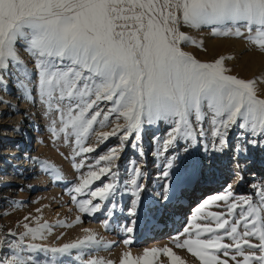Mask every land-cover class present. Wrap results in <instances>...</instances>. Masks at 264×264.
<instances>
[{
    "label": "snow or ice",
    "instance_id": "obj_1",
    "mask_svg": "<svg viewBox=\"0 0 264 264\" xmlns=\"http://www.w3.org/2000/svg\"><path fill=\"white\" fill-rule=\"evenodd\" d=\"M182 26L209 27L212 35L243 38L264 51V0H0V73H18L24 98L33 99L28 87L31 74L17 50L22 46L34 60L36 91L45 114H55L49 126L52 136L63 134L65 142L73 138L78 149L75 157L94 153L110 138L118 137L119 144L94 164L85 165L84 160L73 164L77 170H89L70 191L75 193L71 199L79 212L106 215L102 221L105 229L116 210H123L118 197L129 195L127 212L132 219L121 229L126 236L123 242L129 246L138 223L137 206L146 189L140 182L145 172L136 159H130L128 179L121 181L118 161L130 147L143 163L148 155L142 144L147 126L159 122L170 126L162 142H156L152 155L157 158L181 141L187 144L185 153L198 143L205 152L223 153L232 147L243 156L249 147H264V97L257 94L256 78L245 80L229 74L224 65L227 57L202 62L183 51L182 44L202 47L203 42L181 31ZM0 103L6 102L0 98ZM109 124L110 131H96ZM233 128L241 130L242 143L230 144ZM14 130L19 131V126ZM93 134L96 143L86 146ZM206 137H210L208 143H204ZM165 158L161 174L165 183L157 195L167 199L168 169L173 168L174 158ZM41 163L47 165L42 170L55 180L64 179L58 168ZM97 181L100 186L95 185ZM85 194L88 198H78ZM232 197L230 190L211 197L224 201L227 212L194 214L181 234L187 238H174L176 248L187 249L200 264H229L230 260L264 264V185L255 197L239 196L229 202ZM208 204L205 200L196 211ZM209 218L214 226L194 222ZM79 220L77 216L73 222ZM56 223L63 225L64 221ZM23 228L18 240L9 241L0 234V249L11 251L0 264H39L31 255L37 250L51 254L46 264H73V250H77L74 261L79 264H114L90 253L111 248L116 241L106 242L89 229H83L88 234L74 242L48 248L31 242L25 247L26 237L35 241L52 231L47 221L35 227L25 223ZM225 238L232 243H224ZM25 251L27 256L22 255ZM86 251L89 258L83 259ZM158 253L168 258V264H185L167 246L146 248L135 259L124 253L119 264H154Z\"/></svg>",
    "mask_w": 264,
    "mask_h": 264
},
{
    "label": "rangeland",
    "instance_id": "obj_2",
    "mask_svg": "<svg viewBox=\"0 0 264 264\" xmlns=\"http://www.w3.org/2000/svg\"><path fill=\"white\" fill-rule=\"evenodd\" d=\"M181 31L194 37L197 41L203 42L202 47H197L193 44H182L181 47L183 51L190 53L196 59L202 62H212L217 58L227 57V59L224 60V65L226 68L230 70L229 74L237 75L239 78H243L245 80L256 78L257 94L259 96L264 97V51H261L254 45L249 44L243 38L222 37V36L212 35L211 29L209 27H201L200 29H192L188 26H182ZM18 47L20 49L22 48L21 50H18V54L23 59L28 70L32 72V79L35 80L37 76H36V68H35L34 60L30 57L29 54L25 52L22 46L19 45ZM0 75H3V79L5 78L6 75L8 76V78L12 77V80L13 78H22L19 76L18 73L16 75H12V73L9 71L0 73ZM1 85L2 84H0V93L5 94L6 91H4V88ZM6 94L9 95V93H6ZM53 118H55V114H52L51 119ZM37 119H38V126L40 125L39 128L41 127L43 128L44 126L42 125V120L41 119L39 120V118ZM49 126H50V118H48L47 128H49ZM204 127L208 128L209 126L205 124ZM154 128H157L159 130L156 133L149 132V130L152 131ZM110 129H111V124H109V126L105 128L97 127L96 131H110ZM0 130H1V126H0ZM169 130H170V126L165 122H159L156 125L146 127L142 144L145 147L146 144L148 143L146 149L144 150L146 153H148V155L145 156V161L143 165L141 162H139L140 158L137 157L133 151L131 152V154L133 155L132 159H136L137 163L140 164V166L142 167V170L143 171L145 170L144 171L145 176L142 178L140 182L146 185V189L142 192L143 194L142 201L140 205L137 206L138 207L137 214L139 213V215H141V214L146 213L148 211V205L150 204L152 200L155 201L153 202L155 203L152 206L153 208L158 207L161 212H165L166 207L169 206L171 203H173L177 198L176 197L177 194L181 190H183L185 186V181L195 175L196 168L197 169L200 168L199 171L203 172L205 169L203 168V166L206 162H208V157L212 156L210 158L215 163L217 158H219L218 156L223 155L224 160L221 159L223 161L221 162L222 164L218 168L214 169L215 173L218 176L215 177L213 181H209V182L205 181V185L202 188L204 189L203 192L201 193L194 192L191 200L184 204L185 208L183 209V212H184L183 214L185 216H181L180 220L174 223V226L171 224H168L166 227L163 228V226H161L157 230L163 233L162 235L164 237L162 238L166 240L165 243L166 242L168 243V244L166 243L167 245L164 244L162 247H165L166 245L167 247L172 248V250L177 255H179L181 259L185 261V264H200L199 259L192 256V254L189 253L187 249L176 248L174 238L179 236L181 241L182 239L187 238L181 234L183 233V229L186 226H190L189 221L194 214L197 216H207V214L210 212H222V213L227 212V207L224 201H212L210 199L211 197L215 195H219V194H224L226 190H230L233 193V197L229 199V202H231L235 197H239V196H254L255 197L256 190L260 186L264 185V181H263L264 176L261 177L263 180L261 178L260 180L256 178L257 174L259 173V170L262 167H264V164H262L261 162H257L256 157L246 162V165L247 166L249 165V166L245 167L246 168V169L244 168L245 170H248V172L251 171V169L255 170L254 171L255 176L250 177L247 182H244L245 184L252 183V181L254 182L252 183V186L249 189V191L246 192L244 190L245 188L242 187L239 183L240 181H242V179L243 180L246 179L244 177L247 171L243 172L244 171L243 169L242 171L243 173L240 172L241 164H243L242 162L245 161V158L242 157V158L234 159V153H233L234 148L232 147L228 148L223 153H213V152H205L203 149V145L198 143L196 147L191 148L187 153H185L183 149L187 147V144L184 141H181L179 142V144L176 146L175 149H171L168 152H166L165 156L159 157V158L154 157L152 155V152L155 151L156 149L154 148L153 138H156L155 140L156 142L157 140H160L162 142V139L166 136ZM35 131H37V129H35ZM33 132L34 131L32 129L31 130L32 137L30 138V145H32L33 147L35 146V148L37 149L39 147L38 146L39 144H37L38 141L36 139L35 133ZM240 133H241V130L238 128H233L231 130V134L229 136L230 144L235 145L238 141L241 143L243 142L240 136ZM72 139L73 138H70L69 142H65L63 138V134H61L59 138L54 137L50 140L52 144L50 143L49 145H51V147L48 146V144L45 145L44 141H42L41 144H44L45 147H47L50 150L51 154L55 152V154H52V157L56 156L57 158H60V157H63V155H67L69 156L68 159L71 161V163L76 164V163H79L80 160H84L85 165L89 163L94 164L95 158H98L101 154L106 153V151L110 147H114L119 144L118 137H112L108 141H106L103 145L98 147L94 153L81 154V156L75 157L74 150H78V149H76V146L74 145V143H72ZM199 140L200 138L198 137V141ZM209 140H210V137L204 138V143H208ZM95 143H96V137H95V134H93L88 139V141H86V146L92 145ZM25 144L27 145V142H25ZM54 149H57V151H55ZM130 149H131L130 147L126 149L123 152L121 159L118 161V168L120 171L121 181L128 179V174L126 170L129 168V160L131 159L128 157L129 155L128 152L130 151ZM254 151H255V156L261 157L262 159L261 161H264V147L256 146ZM85 156L87 157V159H85ZM56 157H54V159ZM165 157L174 158L173 168L168 169L170 175H169L167 182L169 183L170 187H169V194H168L167 199H165L163 196L157 195L158 193L162 192L163 185L165 183V180L162 178V175H161L162 172L165 170L164 165L167 163V159ZM199 164H201L200 167H198ZM41 165L42 163L38 164V166H41ZM81 170L88 171L89 169L87 167H84V168H81ZM46 174L48 175L49 173L47 172ZM233 179H236V182L235 184L232 185L231 180ZM47 183H50V179H48L46 182V185L44 184L45 186L41 188L42 191H45V190L48 191L51 189V187L49 188L50 184H47ZM193 183H194V180L193 182L191 181L190 185H193ZM95 185L100 186V182L98 181L95 182ZM229 185H231L230 188H229ZM70 190H68L69 194H68V197H67L68 200L66 203V205L69 207L68 209H70L68 213L70 214L73 210H76V214H78L80 217L79 222L81 221L84 224V227H88L90 223L104 227L102 224V221L107 218L106 215L103 212H99L92 216H89L86 213L79 212V209L77 208L76 204L71 200V196L74 193L71 192ZM21 191H23L22 188H21ZM29 196L30 195H28V197L27 196L26 197L21 196V198L16 197L14 200L10 201V205H9L10 207L7 211L6 221L2 226L0 225V234L5 235V237L9 241L19 239V233L25 231V229L23 228V225L25 223H28L30 226L35 227L37 223L39 222L48 221L50 225V222L47 219L46 215L38 211L37 206L34 205L36 204V202H33V201L31 202L29 200ZM3 197L4 196H0V201L5 200ZM78 198L86 199L88 198V196L85 194V195L79 196ZM118 199L120 200L122 204L123 210H120V209L116 210L115 215L111 218L110 222L113 219H115L119 222V224H121L122 222L121 226H123L125 224H129L130 219H132L129 217L128 214L127 215L125 214L130 204V197L129 195H122L118 197ZM146 199H149L148 203ZM205 200H209V204L205 206V208L200 210V212H197L196 210ZM143 201L144 202L146 201L145 204ZM96 202H99V201L97 200ZM36 211H38L39 216L33 213ZM194 222L195 223H211L214 226V220H212L211 218L207 220L199 219ZM138 230H140V228L135 227V232H137ZM239 230L243 231V228L241 227ZM119 231L120 232L116 233L115 235L113 233L111 234V235L116 236V238L114 239L110 237L107 239L103 238L106 242L116 241L113 247L107 248V249L101 247L99 249L92 250L90 255L91 256H103V254L106 253L108 254L107 259H111L114 262V264H119L122 254L124 253H130L133 259L143 255V252H144L143 250L131 251L130 249L132 248V246H136L138 244H140L139 247L145 246L147 242L145 238L146 234H144L143 231L140 232L139 234L133 232L131 234L133 238V242L134 241H137V242L135 243L136 245L131 244L129 246L123 242L124 239L126 238L125 234L121 230ZM10 232L15 233V235H10L9 234ZM47 236H48V233L46 232L45 237L43 239H37L35 241H31L30 238L26 237L25 247L27 243H30V242L36 243V244H39V245H42L48 248L61 246V244L57 242L58 240L50 241V239L48 240ZM252 242L258 243V241L255 239H253ZM224 243H232V241L228 238H225ZM244 251L247 252L249 251V249L245 248ZM76 252L77 250L72 251L73 264H79V261H74ZM28 254H29L28 251H25L22 253V255H25V256H27ZM10 255H11V251L7 247L0 249V259L4 257H8ZM31 255L33 256L34 260L39 262V264H46L47 260L50 259L51 257L50 253H45V252H41L38 250L32 251ZM82 258L88 259L89 253L86 251ZM237 259H242V257H237ZM167 261H168L167 257L164 256L162 253H158L157 256L154 258V264H168ZM66 264H69V262H66ZM229 264H234V262L230 260Z\"/></svg>",
    "mask_w": 264,
    "mask_h": 264
},
{
    "label": "bare ground",
    "instance_id": "obj_3",
    "mask_svg": "<svg viewBox=\"0 0 264 264\" xmlns=\"http://www.w3.org/2000/svg\"><path fill=\"white\" fill-rule=\"evenodd\" d=\"M21 49L17 47V50ZM29 72L31 74V83H29L28 87L31 96L33 97L32 100H27L24 98L23 90L18 87V78H13L12 80L11 76V78H8V76L6 75L3 79L4 83L1 85L6 92L5 94L0 93V98H2L6 103H0V196H4L3 198L6 201H0V225L2 226L6 221L7 211L10 207V201L14 200L16 197H28V195H30L29 200L31 202H36V204L34 205L37 206V209L38 211H40V213L46 215L47 219L50 222V225L52 226V231L50 233L47 232L48 240H58L57 242L62 246L65 243L74 242L77 239L87 235L88 233L84 232L83 229H89L92 232H95L98 237H103L104 239H107L109 237L112 239L116 238V236L114 235L120 232L119 230L122 229V222L121 224H119L117 220L113 219L110 222L108 229L91 223L88 227H84V224L81 221L76 223L73 222L78 215L76 214V210H73L70 214L68 213L70 210L66 205L68 200L67 197L69 194L68 190L72 189L73 185L79 182L78 178L87 171H83L81 169L77 170L76 168H74V163H71V161L68 159L69 156L67 155H63V157L60 158H57L56 156L52 157V154H55V152L51 154L50 150L45 147L46 144L51 147V145H49L51 143L50 140L54 138L50 133L49 128H47L48 118H50L51 121L52 115L45 114L46 109L44 105L41 104L36 91L37 78L35 80L32 79V72ZM6 93H9V95L11 96L7 95ZM37 118H39V120H42V125L44 126L43 128H39L40 125L38 126ZM15 126H19L20 130L15 131ZM32 129L34 131L33 133H35L36 135V139L38 141L37 144H39V147L37 149L35 148V146L33 147L32 145H30ZM35 129H37V131H35ZM158 130L159 129L154 128L152 131L149 130V132L156 133ZM155 140L156 138H153L154 148L156 145ZM42 141L45 142V145L41 144ZM25 142H27V145L25 144ZM147 145L148 143L145 147L143 145L144 150L146 149ZM255 148L256 147H249L247 156L240 155L233 150L234 159L242 157L245 158V161H243V164H241L240 172H242L245 167L249 166L246 165V162L250 161L254 157H256L257 162H261L262 164H264V161H261V157L255 156ZM54 150L57 151V149ZM131 152L132 150L130 149V151L128 152V157L132 159L133 155L131 154ZM54 157L56 158L54 159ZM210 157H208V162H206L203 166V168H205L204 171H199L200 168H196L195 175L185 181L183 190H181L177 194L176 200L166 207L165 212H161L158 207L153 208L152 206L155 204L153 202L155 201L152 200L148 205V211L146 213L141 215H139V213L137 214V217L135 218L138 219V223L135 227H139L140 230L134 232L139 234L143 231V233L146 234L145 238L147 242L145 246L139 247L140 244L136 245L135 243L137 241H134L132 244L136 246H132V248L130 249L131 251H144V249L146 248H160L167 243H165L166 240L162 238L164 237L162 235L163 233L161 231H157L158 228H160L161 226H163L164 228L168 224L174 226V223L179 221L181 216H185L183 214V209L185 208L184 204L191 200L194 192H203L204 189L202 188L205 185V181H213V179L218 176L215 173L214 169L218 168L222 164L221 162L223 161L221 159L224 160V157L223 155H219V158H217L215 163ZM144 161L145 157L143 158L142 165L144 164ZM41 162H47V164L53 165L58 168L62 173L64 179L57 181L50 174L47 175V172L42 170V168L47 165L38 166V164H40ZM139 162H141V160H139ZM200 165L201 164H199L198 167H200ZM245 169L243 172L247 171L244 177L246 179H242V181H240L239 183L242 187L245 188L244 190L247 192L254 182L252 181V183L249 184H245L244 182H247L250 177L255 176V170L251 169V171L248 172V170ZM262 176H264V167L259 170L256 178L260 180ZM48 179H50V183L47 184H50L49 188L51 187V189L48 191H42L41 188L46 185ZM192 179L194 180V183L193 185H190L191 181L193 182ZM235 182L236 179L231 180L232 185L235 184ZM21 188L23 189L24 193L23 191H21ZM73 195H75V193ZM146 201L148 203L149 199H146ZM38 211L33 213L39 216ZM125 214L127 215L128 212H126ZM58 220L64 221V224H57L56 221ZM112 233L114 235H111ZM107 256L108 254L105 253L103 254V256L96 257H104L105 259H107Z\"/></svg>",
    "mask_w": 264,
    "mask_h": 264
}]
</instances>
